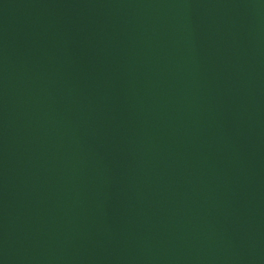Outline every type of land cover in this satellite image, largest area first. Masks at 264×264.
<instances>
[{
	"label": "water",
	"instance_id": "water-1",
	"mask_svg": "<svg viewBox=\"0 0 264 264\" xmlns=\"http://www.w3.org/2000/svg\"><path fill=\"white\" fill-rule=\"evenodd\" d=\"M0 264H264V0H0Z\"/></svg>",
	"mask_w": 264,
	"mask_h": 264
}]
</instances>
